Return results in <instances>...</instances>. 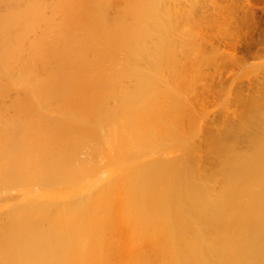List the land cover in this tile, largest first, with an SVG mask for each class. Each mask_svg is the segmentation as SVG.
<instances>
[{
    "label": "bare ground",
    "instance_id": "obj_1",
    "mask_svg": "<svg viewBox=\"0 0 264 264\" xmlns=\"http://www.w3.org/2000/svg\"><path fill=\"white\" fill-rule=\"evenodd\" d=\"M192 1L0 0V264H264V1Z\"/></svg>",
    "mask_w": 264,
    "mask_h": 264
},
{
    "label": "rangeland",
    "instance_id": "obj_2",
    "mask_svg": "<svg viewBox=\"0 0 264 264\" xmlns=\"http://www.w3.org/2000/svg\"><path fill=\"white\" fill-rule=\"evenodd\" d=\"M196 1V0H195ZM195 1L193 0L192 2H194L195 3ZM197 1H200L199 3H201V1H204V0H197ZM197 1H196V3H197ZM208 1V0H207ZM214 1H216L215 3H216V5L218 6V7H223L222 8V10H221V12H219V16L220 17H222L223 15L226 17L227 16V14L229 13L228 12V8H226L228 5H229V3H226V2H228V1H225V0H214ZM225 1V2H224ZM259 2H261V1H259ZM261 4V3H260ZM263 4V3H262ZM227 5V6H226ZM225 8V9H224ZM220 13H221V15H220ZM199 16V15H198ZM197 18V21H199V18H201V17H196ZM202 19V18H201ZM200 19V20H201ZM196 21V20H195ZM202 23L200 24V25H198L199 24V22L197 23V27L199 26V28H197V29H199V30H197V29H195L196 31V33L195 34H197V33H200L198 36V38H200L201 37V35H205V36H207V37H209V36H211L212 35V33H213V26L211 27V24L209 23H205L204 21H201ZM213 25V24H212ZM195 26V25H194ZM193 28H196V27H193ZM192 28V30H194ZM201 29V30H200ZM218 29V28H217ZM216 29V31H221V33H223V29H221V28H219V29H221V30H217ZM191 30V31H192ZM193 34H194V32H192ZM218 33V32H217ZM220 33V34H221ZM194 34V35H195ZM219 34V33H218ZM204 38H206V37H204ZM197 39V38H196ZM201 39V38H200ZM202 40H203V38H202ZM221 46H219L218 48H220ZM209 50V48H207V51ZM207 51L205 52V53H207ZM209 53V55H211L210 56V58H211V60L213 59V58H215L216 57V55L215 56H213L210 52H208ZM207 53V54H208ZM218 52H216V54H217ZM206 54V55H207ZM219 54V53H218ZM217 54V55H218ZM260 56V57H259ZM257 58H255V59H253V60H249V64L250 65H248L247 67H250V68H238V67H235V68H233L231 71H229L227 74H226V81H225V79L223 78V76H222V78H221V81L222 82H219V81H216L217 83L219 82L220 83V85L219 84H216L217 86L215 87V89L213 88V90L211 89L210 91H208L207 93H206V95H207V97L205 98V96L204 97H202V98H205V99H203V100H205V102H204V104L205 105H207L206 106V109H205V105H204V111L206 110V111H208L205 115H206V117L203 119L204 120V123L205 124H211V123H213V124H219V117H220V111H221V107H223L222 105H223V103H226L228 106H229V108L231 109V108H234L235 107V109L234 110H239V111H242V112H244L245 111V109H243V108H240L239 106H237L238 104V102H236L235 103V98H236V96H237V90H238V88L241 90L242 88H243V90L244 91H240V92H242L244 95H248V91H247V88L250 86V84H251V87H256V75L258 74L259 75V73H261V71H263L264 70V52H262V53H260V55H259ZM209 57V56H208ZM207 58V57H206ZM212 61H210V63H211ZM201 63H198V65H200ZM203 64V63H202ZM201 64V65H202ZM210 65V64H209ZM203 66V65H202ZM258 66H260V67H258ZM257 67H258V69H257ZM200 69V66L199 67H197V69ZM206 68L208 69V67L206 66ZM211 68H212V66H211ZM198 69V70H199ZM212 70H214L213 68L210 70V67H209V72H214L215 74H217L215 71H212ZM258 71V72H257ZM204 72H206V69L204 68V71H203V73ZM252 72V73H251ZM253 72H255V73H253ZM257 72V73H256ZM202 73V71L200 72L199 71V74H201ZM204 74H207V72L206 73H204ZM204 74H201V75H204ZM256 74V75H255ZM200 75V76H201ZM214 75V74H213ZM217 76H219L218 74H217ZM221 76V75H220ZM219 76V77H220ZM232 78H231V77ZM247 76V77H246ZM250 76V77H249ZM246 78H247V80H246ZM253 78V79H252ZM222 79H224V80H222ZM251 79V80H250ZM246 81V82H245ZM251 82H253V83H251ZM245 85H244V84ZM219 86V87H218ZM247 86V87H246ZM242 87V88H241ZM245 87V88H244ZM258 87V86H257ZM252 88V89H253ZM235 89H237V90H235ZM215 91V92H214ZM242 93H241V95H242ZM239 94V93H238ZM240 96V95H239ZM243 96V95H242ZM238 97V96H237ZM247 97V96H246ZM238 100V99H237ZM234 103H235V105H234ZM225 104V105H226ZM237 104V105H236ZM224 105V106H225ZM228 106H226V107H228ZM233 106V107H232ZM237 108V109H236ZM239 108V109H238ZM231 110H233V109H231ZM203 111V112H204ZM204 115V116H205ZM209 120H211V121H209ZM217 126H220V124L219 125H217Z\"/></svg>",
    "mask_w": 264,
    "mask_h": 264
},
{
    "label": "flooded vegetation",
    "instance_id": "obj_3",
    "mask_svg": "<svg viewBox=\"0 0 264 264\" xmlns=\"http://www.w3.org/2000/svg\"><path fill=\"white\" fill-rule=\"evenodd\" d=\"M263 1H264V0H263ZM261 2H262V0H261ZM262 3H263V2H262ZM263 23H264V15L262 14V15H261V20H260V22H259L260 27L263 26ZM255 38H258V36L255 35Z\"/></svg>",
    "mask_w": 264,
    "mask_h": 264
}]
</instances>
